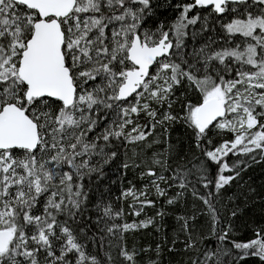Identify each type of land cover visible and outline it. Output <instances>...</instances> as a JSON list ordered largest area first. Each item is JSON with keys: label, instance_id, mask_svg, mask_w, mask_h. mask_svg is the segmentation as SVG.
Instances as JSON below:
<instances>
[{"label": "snow or ice", "instance_id": "6c2138e0", "mask_svg": "<svg viewBox=\"0 0 264 264\" xmlns=\"http://www.w3.org/2000/svg\"><path fill=\"white\" fill-rule=\"evenodd\" d=\"M262 163L264 0H0V264H264Z\"/></svg>", "mask_w": 264, "mask_h": 264}, {"label": "trees", "instance_id": "16d2710c", "mask_svg": "<svg viewBox=\"0 0 264 264\" xmlns=\"http://www.w3.org/2000/svg\"><path fill=\"white\" fill-rule=\"evenodd\" d=\"M168 15H171V13H168ZM180 136L181 130L179 128L175 129L172 133L173 141L175 142V140ZM130 177L131 174H129V178ZM109 179L117 181V183L111 185L113 194H118L119 190L123 186H126L127 183L125 180L124 183L121 184L119 171H110ZM244 181L247 182L245 187L238 188L237 184L234 182L233 186L228 188L224 194L225 201L227 200V197L232 196L234 193L238 196V199L235 200L234 204H229V207L238 206L241 209L237 217L234 219V224L237 228L238 234L241 236H244L246 233L250 234L251 229L250 227H247L248 225L253 224V222L264 220V163L254 165L252 168L248 169V171L244 174ZM249 188L255 189V192H249ZM240 193H243V195ZM245 198H247V202ZM154 211V209H145V213H147V215H153ZM142 218H144L143 214L141 217H126L129 221L139 220ZM173 223L174 221L171 216L165 217L164 231L170 233L171 225ZM127 240L130 246L132 244L145 247L148 245L154 246L157 242H159L160 234L156 233V231L152 228L141 229L138 232L128 234ZM170 258L173 261L180 259V257H170L168 254H165L164 264H168Z\"/></svg>", "mask_w": 264, "mask_h": 264}]
</instances>
